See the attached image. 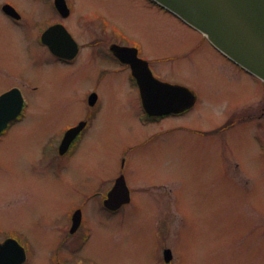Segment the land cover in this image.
<instances>
[{
	"label": "rangeland",
	"instance_id": "rangeland-1",
	"mask_svg": "<svg viewBox=\"0 0 264 264\" xmlns=\"http://www.w3.org/2000/svg\"><path fill=\"white\" fill-rule=\"evenodd\" d=\"M67 1L73 15L66 27L79 43L92 37L77 22L85 25L99 16L141 45L162 81L195 91L199 105L141 125L138 91L102 45L93 59L84 50L74 65L44 53L36 33L53 20L52 0H0L14 5L26 22L14 26L0 8V90L20 84L29 105L23 122L0 140V229L19 234L30 250L29 264H51L69 208L104 187L102 182L111 185L126 152L123 175L134 191L133 203L98 226L97 211L104 215L96 200L88 202L92 236L80 251L86 261L159 264L160 218L159 240L172 247L177 264H264V151L246 128L196 135L250 106V82L227 78L229 70L200 33L147 0ZM94 62L110 71L99 81ZM91 90L99 97L95 119L74 153L56 162L42 146L86 116ZM230 157L242 167L246 184L225 167L234 161ZM154 184L164 188L141 189Z\"/></svg>",
	"mask_w": 264,
	"mask_h": 264
},
{
	"label": "flooded vegetation",
	"instance_id": "flooded-vegetation-1",
	"mask_svg": "<svg viewBox=\"0 0 264 264\" xmlns=\"http://www.w3.org/2000/svg\"><path fill=\"white\" fill-rule=\"evenodd\" d=\"M66 7H67V13L66 16H62L59 11L57 10L55 6V0H52V7L54 11L53 20H50V22L47 23V27L42 30L39 34L36 33L37 36V42H39L42 45V48L44 50V53L46 55L51 56L56 62L66 64V65H74L79 58L81 54H83L84 50L91 51L92 53V59H93V53L96 55L98 52H100L99 48L100 45L104 47L106 50V58L113 60L117 65L118 68L117 71L125 72L127 75V78L129 80V83L132 87L136 88L139 94V89L137 86V82L135 78L132 76L131 67L129 65L123 64L119 59H117L114 54L111 51V47L113 45H118L120 47H125L130 49L131 56L137 55V57L141 60H144L147 62L148 67L153 74V76L159 80V75L155 72V70L152 67V62L147 59L144 54L141 45L138 42H133L127 39L126 37H123L121 33H119L117 30H114L112 28H109L108 25L105 23V21L101 22V18L94 17V20H91V22L87 21L84 25L83 20H80L77 22L78 25H82V27H86V30L88 33L91 34L92 41L82 40L83 43H79L68 31L66 27V22L71 18L73 15V5L69 3L67 0H64ZM152 6L158 8L162 12H164L163 9L158 7L157 5L153 4L151 0H147ZM1 12L13 23V25L20 26L21 24L26 23L23 19V17L20 14V11L11 3L4 2L0 4ZM10 6L15 11V16L8 15L4 12V7ZM11 9V10H12ZM176 18V17H175ZM177 19V18H176ZM179 20V19H178ZM180 21V20H179ZM181 22V21H180ZM183 23V22H182ZM184 24V23H183ZM54 25H61L63 26L69 34L72 36L74 41L77 43L78 46V52L77 55L73 59H62L58 58L55 55H53L50 51V49L43 44L41 37L42 34L51 26ZM186 25V24H184ZM45 26V25H44ZM187 26V25H186ZM189 27V26H188ZM190 28V27H189ZM85 30V29H84ZM84 32V31H83ZM35 33V32H34ZM85 33V32H84ZM96 35V37H94ZM205 39V38H204ZM207 44H206V43ZM204 44L207 45V49L212 52L214 55V58L220 61L225 67L229 70L228 73H225V76L229 78L231 81L235 80H241L246 79L250 82V92L251 95L254 97L253 101L251 103H248L247 105H250L248 107L241 108L238 110L235 115H231L228 117L218 128H216L213 131L208 132H196V135L198 136H207V137H214L218 135H222L227 131H234L233 129H240V128H246L249 131H252V137L255 141V144L260 146L261 151H264V132H262L264 127V81L260 80L259 78L255 77L254 75L250 74L249 72L245 71L243 68L238 66L236 63L231 61L229 58L224 56L222 53H220L216 48H214L206 39ZM203 44V43H202ZM198 46L201 44L198 43ZM93 66L96 68L97 72V79L100 80V77L105 76L108 72H110L108 69L100 68L95 62L93 63ZM162 81V80H161ZM20 84H14L9 88H5L2 91L0 90V95L12 91V90H18L20 91L22 95V105L20 111L15 115V118L9 122L7 128L5 131L0 133V140L5 136V134L8 132V130L21 122L26 117L27 110L29 108L28 102L25 97H23V89H21ZM196 101L194 105L187 111L182 112L177 115H168V116H179L183 115L185 113H189L192 110L196 108L197 105H199V97L196 94L195 91H193ZM92 94H95L97 96L96 102L93 105H90L89 98ZM87 104L90 107L86 116H84L83 119L79 120V122L76 125H71L67 128H65L61 133L58 140L50 137L46 140V143L42 146L41 152L46 153L48 151L52 152V155L46 153L48 156L53 157L56 162L63 161L65 158H67L69 155L74 153L76 147L79 145V143L82 140L83 135L87 132V130L91 127L92 121L95 119V116L99 110V97L95 90H91L88 94L87 98ZM168 116H160V117H153L149 116L142 108L141 101H140V113L138 114V121L141 123V125H155L161 123L166 117ZM79 124H82V130L77 134V136L71 141L68 148L61 154L59 149L62 143V140L64 138L65 132L75 127ZM51 136V135H50ZM126 159H127V153L125 152L124 155L120 159V173L115 175H112L111 177H115L113 179V182L111 185H106L107 183L102 182L103 184L102 188L98 187L95 189V191H92L88 196L82 197L81 202L79 204L73 205L66 213V226L63 230L58 232L59 239L57 240V245L55 250L52 252L51 257V264H95L92 260L86 261L80 251L85 247V245L88 243V241L91 239L92 236V227L88 223V220L86 218V212L85 208L86 205L90 200H96L98 202V207L102 211L104 217H102L98 212V217L96 218L98 226H104L105 223L112 221L113 219H109L105 221V218L108 216V218H111L113 216H116L123 212V210L126 207H129L132 205L134 200V195L132 189H130L125 176L123 175L126 170ZM230 159L234 160L227 164L226 168H231L234 170V172L238 175V179L241 182V184H246L243 180V170L242 167L235 161L236 159L233 157H230ZM60 168H62V165H60ZM123 177L125 181V185L127 189L129 190V201L123 205H121L117 209H109L106 207L105 202L108 200V195L110 191L113 189V187L116 184V181ZM164 188L162 184H154V186L149 187L148 189H145L142 187L143 190H154L158 191V189ZM169 199V196H167ZM153 199V198H152ZM154 199H159L157 197H154ZM174 199V198H172ZM100 215V216H99ZM157 225L159 229L157 232H155V236L157 237L156 242V255L159 259V264H177L178 258L176 254L173 252L172 247L161 245V241L159 240L160 237L164 236L163 234V220L160 218L157 220ZM0 244L4 243L7 239H14L15 240V262L16 260L23 259V261L20 264H29L30 260V250L28 246L25 244L23 240L19 237V234L15 232H7L5 233L2 229H0ZM175 238V237H173ZM159 240V241H158ZM169 250V260H165V251Z\"/></svg>",
	"mask_w": 264,
	"mask_h": 264
},
{
	"label": "water",
	"instance_id": "water-1",
	"mask_svg": "<svg viewBox=\"0 0 264 264\" xmlns=\"http://www.w3.org/2000/svg\"><path fill=\"white\" fill-rule=\"evenodd\" d=\"M181 21L201 33L218 51L240 67L264 81V0H152ZM55 6L62 16H66L64 0H55ZM4 12L15 16L10 6ZM12 9V10H11ZM53 55L62 59H73L78 52L77 43L61 25L48 28L41 37ZM111 51L123 64L131 67L137 82L143 110L149 116L179 114L189 110L195 103L193 91L179 85L162 82L153 77L146 61L130 49L113 45ZM92 94L90 105L96 102ZM22 96L12 90L0 95V132H2L20 111ZM82 129V124L69 129L62 140V154ZM129 201V190L120 177L108 195L105 205L117 209ZM170 251H165L169 260ZM15 262V240L7 239L0 244V264H20Z\"/></svg>",
	"mask_w": 264,
	"mask_h": 264
},
{
	"label": "bare ground",
	"instance_id": "bare-ground-1",
	"mask_svg": "<svg viewBox=\"0 0 264 264\" xmlns=\"http://www.w3.org/2000/svg\"><path fill=\"white\" fill-rule=\"evenodd\" d=\"M9 131V130H8ZM8 133V132H7Z\"/></svg>",
	"mask_w": 264,
	"mask_h": 264
}]
</instances>
